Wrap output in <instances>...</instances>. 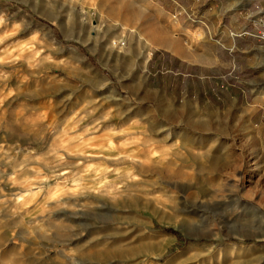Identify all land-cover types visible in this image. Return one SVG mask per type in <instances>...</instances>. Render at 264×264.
Returning a JSON list of instances; mask_svg holds the SVG:
<instances>
[{
    "label": "rangeland",
    "instance_id": "rangeland-1",
    "mask_svg": "<svg viewBox=\"0 0 264 264\" xmlns=\"http://www.w3.org/2000/svg\"><path fill=\"white\" fill-rule=\"evenodd\" d=\"M213 5L239 22L211 26ZM261 9L0 0V264H264L254 123L230 96L166 95L147 78L159 35L203 57L219 37L253 38L243 81L262 79Z\"/></svg>",
    "mask_w": 264,
    "mask_h": 264
},
{
    "label": "crops",
    "instance_id": "crops-1",
    "mask_svg": "<svg viewBox=\"0 0 264 264\" xmlns=\"http://www.w3.org/2000/svg\"><path fill=\"white\" fill-rule=\"evenodd\" d=\"M209 10L215 15L216 6L213 5ZM259 13L262 14L260 16L262 18L264 9ZM237 17L239 16L236 12L228 13L224 10L221 15L207 18L206 22L214 26L222 21V25L226 26V22H239ZM259 32L264 33V29ZM215 42L217 46H210L208 54L204 56L211 65L191 62L167 49L154 51L148 59V84L163 90L166 95L183 93L220 105L225 104L227 97L230 96L232 108L240 106L242 115L254 123L257 138L264 150V76L247 84L243 80L250 73V69L244 70L240 64L242 58L247 59L252 55L250 51L258 45L257 40L236 36L226 40L219 37ZM221 42L227 44L221 46ZM238 53H244L245 56ZM236 56L240 59L236 60ZM261 56L260 54V59Z\"/></svg>",
    "mask_w": 264,
    "mask_h": 264
},
{
    "label": "bare ground",
    "instance_id": "bare-ground-1",
    "mask_svg": "<svg viewBox=\"0 0 264 264\" xmlns=\"http://www.w3.org/2000/svg\"><path fill=\"white\" fill-rule=\"evenodd\" d=\"M243 0H237V4H240L241 2H242ZM247 1H249V0H247ZM160 34V33H159ZM156 36V35H155ZM153 36L152 38L154 39V42H155V44H156V46H159V47H162L163 49L165 48V49H167V50H171L173 53H175V54H177L178 56H180V57H182V58H184V59H187V60H189V61H191V62H197V63H199V64H205V65H208V64H210L211 65V62L210 61H208V60H206L204 57H203V55L201 56H199V55H194L193 53H191V55H189L188 53H189V51L188 52H186L185 50H182L180 47H178V46H176V45H173L172 43L173 42H171V47H169L168 45H166V40L167 39H165V38H163V37H161V36ZM164 36V35H163ZM166 37H168V36H166ZM67 38V37H66ZM172 40V39H171ZM174 42H176L175 40H173ZM169 43V42H168ZM186 53V54H185ZM197 58V59H196ZM203 128V127H202Z\"/></svg>",
    "mask_w": 264,
    "mask_h": 264
},
{
    "label": "built area",
    "instance_id": "built-area-1",
    "mask_svg": "<svg viewBox=\"0 0 264 264\" xmlns=\"http://www.w3.org/2000/svg\"><path fill=\"white\" fill-rule=\"evenodd\" d=\"M262 39L264 40V35L262 36Z\"/></svg>",
    "mask_w": 264,
    "mask_h": 264
}]
</instances>
